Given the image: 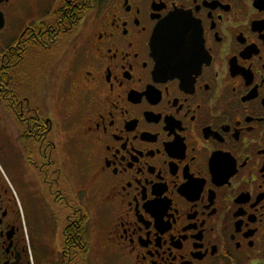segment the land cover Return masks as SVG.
<instances>
[{"label": "flooded vegetation", "instance_id": "1", "mask_svg": "<svg viewBox=\"0 0 264 264\" xmlns=\"http://www.w3.org/2000/svg\"><path fill=\"white\" fill-rule=\"evenodd\" d=\"M10 167L65 264L93 212L109 264H264V0H0V264H33Z\"/></svg>", "mask_w": 264, "mask_h": 264}, {"label": "rangeland", "instance_id": "2", "mask_svg": "<svg viewBox=\"0 0 264 264\" xmlns=\"http://www.w3.org/2000/svg\"><path fill=\"white\" fill-rule=\"evenodd\" d=\"M64 151L69 152L68 146ZM5 177L19 204L33 264H65L62 248L66 213L54 203L44 176H34L25 168L10 167ZM91 217L89 252L79 254L76 264H109L96 237L99 218L94 212Z\"/></svg>", "mask_w": 264, "mask_h": 264}, {"label": "water", "instance_id": "3", "mask_svg": "<svg viewBox=\"0 0 264 264\" xmlns=\"http://www.w3.org/2000/svg\"><path fill=\"white\" fill-rule=\"evenodd\" d=\"M168 21H171L170 25L168 28H171L174 23L177 22H186L187 19L183 16H173L168 19ZM162 29L160 28L159 31L157 32V35L155 36L154 39V48L155 52L158 53V56L161 57L163 60L164 64H175L178 61H181V59L178 60V58H174L173 56L169 55L168 53L166 54V43L162 41ZM169 45H172L171 43ZM168 46V45H167ZM171 54V53H170Z\"/></svg>", "mask_w": 264, "mask_h": 264}, {"label": "trees", "instance_id": "4", "mask_svg": "<svg viewBox=\"0 0 264 264\" xmlns=\"http://www.w3.org/2000/svg\"><path fill=\"white\" fill-rule=\"evenodd\" d=\"M68 228H69V227H68ZM82 229H83V231H84V230H85V226H83ZM75 237H76L77 239H80L81 237H82L83 239H86L85 231L83 232V234H81V237H80V234H76ZM87 251H88V244L85 243V248H83V249L80 250V254H81V255H85V254L87 253Z\"/></svg>", "mask_w": 264, "mask_h": 264}, {"label": "snow or ice", "instance_id": "5", "mask_svg": "<svg viewBox=\"0 0 264 264\" xmlns=\"http://www.w3.org/2000/svg\"><path fill=\"white\" fill-rule=\"evenodd\" d=\"M170 23H172L171 21L165 20V21H161V27L162 30L166 31L168 26L170 25Z\"/></svg>", "mask_w": 264, "mask_h": 264}]
</instances>
